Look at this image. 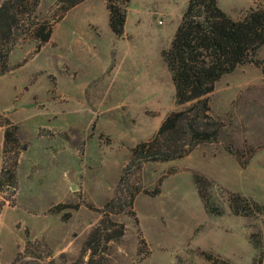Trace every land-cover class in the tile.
Instances as JSON below:
<instances>
[{"label":"rangeland","instance_id":"obj_1","mask_svg":"<svg viewBox=\"0 0 264 264\" xmlns=\"http://www.w3.org/2000/svg\"><path fill=\"white\" fill-rule=\"evenodd\" d=\"M187 2L132 0L127 31L117 37L106 0H84L62 19L59 0L40 1L36 15L53 22L51 41L39 52L34 40L20 41L10 70L0 75V177L14 162V152L4 153L1 122L17 125L28 144L19 154L16 191L0 189V264L90 259L85 243L116 195L133 147L182 107L162 52ZM219 4L238 19L264 0ZM257 58L264 60V47ZM208 98L212 115L224 124L218 141L199 144L182 158L146 161L130 175L131 184L139 179L161 192L137 195L139 225L132 215L112 214L126 233L110 243L106 264H213L203 252L229 264H258L263 255L264 264V214H235L229 201V192H237L264 204V63L239 65ZM228 147L248 164L242 166ZM196 172L214 181L210 195L222 214L207 211ZM27 235L46 244L52 257L42 247L33 250L40 257L26 253ZM260 242L263 254L255 247ZM148 249L147 256L139 252Z\"/></svg>","mask_w":264,"mask_h":264},{"label":"trees","instance_id":"obj_2","mask_svg":"<svg viewBox=\"0 0 264 264\" xmlns=\"http://www.w3.org/2000/svg\"><path fill=\"white\" fill-rule=\"evenodd\" d=\"M41 0H3L0 5V75L10 70L9 59L15 46L22 40H34L35 52L51 41L54 24L40 20L36 11ZM84 0H59L64 18L66 12ZM109 10V25L117 37L125 34L128 9L132 0H106ZM264 47V5L251 7L242 17L234 18L220 7L219 0H188L169 48L162 52L175 86L176 103L182 106L171 111L161 122L157 132L149 139L140 141L132 149V158L123 169L116 195L102 210L100 224L90 233L85 250L90 259L83 264H106L110 243L121 240L126 233V225L115 221L112 214L126 213L139 219L135 211V200L139 193L157 195L160 186L145 188L141 181L131 184L130 175L142 169L146 161H169L190 154L199 144L217 142L223 121L211 113L209 94L215 90L217 82L226 74L246 63H264L257 55ZM4 130V153L14 152L12 166H3L0 189L7 187L16 191L18 179L16 166L19 154L28 144L18 137V126L8 118L1 122ZM242 166L248 164L239 153L228 147ZM194 180L208 212L222 214L223 208L212 202L210 187L214 181L196 172ZM128 184V187H125ZM160 184V183H159ZM230 206L235 214H264V204L237 192H229ZM255 206L254 209L252 206ZM93 207V205H91ZM76 207H79L76 204ZM66 214L65 217H69ZM28 233V231H27ZM25 252L34 257L35 247H42L46 257L51 258L49 247L29 239ZM147 247V242L142 239ZM262 252L261 242L255 246ZM140 254L149 255L139 250ZM213 264H229L213 254L202 253ZM261 255L260 261L262 262Z\"/></svg>","mask_w":264,"mask_h":264},{"label":"crops","instance_id":"obj_3","mask_svg":"<svg viewBox=\"0 0 264 264\" xmlns=\"http://www.w3.org/2000/svg\"><path fill=\"white\" fill-rule=\"evenodd\" d=\"M128 23H129V14H128L127 21H126V25H125V31H127Z\"/></svg>","mask_w":264,"mask_h":264}]
</instances>
